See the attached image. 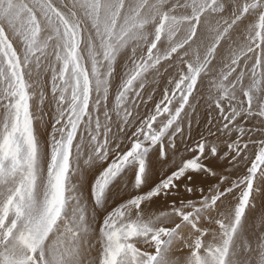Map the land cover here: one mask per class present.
Wrapping results in <instances>:
<instances>
[{"label":"snow or ice","instance_id":"6c2138e0","mask_svg":"<svg viewBox=\"0 0 264 264\" xmlns=\"http://www.w3.org/2000/svg\"><path fill=\"white\" fill-rule=\"evenodd\" d=\"M0 264H264V0H0Z\"/></svg>","mask_w":264,"mask_h":264}]
</instances>
